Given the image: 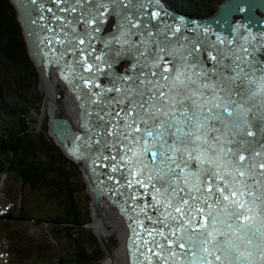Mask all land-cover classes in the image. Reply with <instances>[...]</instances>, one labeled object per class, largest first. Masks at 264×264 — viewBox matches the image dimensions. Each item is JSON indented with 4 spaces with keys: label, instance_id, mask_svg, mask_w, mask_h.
I'll return each instance as SVG.
<instances>
[{
    "label": "snow or ice",
    "instance_id": "1",
    "mask_svg": "<svg viewBox=\"0 0 264 264\" xmlns=\"http://www.w3.org/2000/svg\"><path fill=\"white\" fill-rule=\"evenodd\" d=\"M128 2L131 3V0ZM80 3L81 0H73L71 10L77 11L76 5ZM86 11L91 15L90 10ZM83 15L84 12H81ZM154 15L158 17L159 13ZM125 18L131 28L139 27L127 14ZM95 19L93 16L91 21L86 22L92 23ZM136 35H143L145 40L155 43L158 49L163 48L167 54L174 53L170 45L179 41V38L170 41L167 37L161 41L151 38L150 33L132 32L131 29L123 34L124 37ZM55 39L57 43L67 44L61 55L75 52L74 38L69 37L66 41L59 37ZM145 40H141L140 44L144 45ZM120 42L129 41L121 39ZM78 43L83 45L85 40L79 39ZM131 47L137 45L132 43ZM255 47L240 44L235 48L219 49V59L212 57L216 64L210 71L203 67L193 70V65H199L200 60L196 57L189 63L188 56L192 54L189 52L188 56L179 58L173 55V61L169 62L172 68L165 65L156 72L152 69L159 67L162 57L159 52L154 53L151 60L145 58L144 66L149 69L147 80L143 73H138L135 79L129 78L132 82L123 90L115 89L120 93L118 97L100 101L101 111H104L105 105L109 108L113 104L127 105L115 113L118 123L114 125V132L106 134L114 136L113 146L124 145L123 153L118 154L132 176L127 181L128 186L131 187L135 180V183L153 190L152 206L160 212V216L155 220L152 217L148 219L153 224L160 223L168 234L161 228H146V234L151 239H145L143 243L151 245L147 251L164 259L165 264L169 257L175 264H181L180 258L189 253L191 255L183 264H194L196 260L201 264H213V259L209 257L223 264L222 254L223 259L232 264L233 243L217 239L226 235L218 225L226 226L233 233L247 235L251 225H247L249 217L246 213L252 212L253 208L246 205H255L257 199L264 197V193L257 195L252 191V185L248 183V179H254L256 169L264 176V159H261L264 150L244 148L245 144H250L245 137L253 135L246 128L249 101L264 96V63L255 61L254 57L249 59ZM137 50L144 55L146 49L138 47ZM86 51L80 49L79 63L86 65L85 71L93 72L94 65L89 62L88 56L83 55ZM96 59L103 60V57ZM225 60L229 62L225 64ZM95 70L99 71L98 65ZM85 84L92 87L89 79H85ZM260 106L264 107V101ZM120 112H123V118H120ZM97 117L104 119L100 112H97ZM111 121L110 116L109 123ZM236 136L240 139L236 140ZM128 141L138 145L142 151H135ZM144 154L151 157L148 163L143 159ZM112 159L116 160V156ZM193 161L197 163L198 171L190 169ZM149 167L151 171L147 172L146 180L136 177V172L144 177L145 169ZM112 170L117 169L114 167ZM255 183L259 185L260 181ZM237 196L239 199H236ZM214 197L217 205L223 202L220 209L223 218L220 213L212 211L210 201ZM245 197L252 199L249 201ZM173 237L177 239L173 240ZM159 248L169 249V256L160 257L156 251ZM176 248L183 251L177 252Z\"/></svg>",
    "mask_w": 264,
    "mask_h": 264
},
{
    "label": "trees",
    "instance_id": "2",
    "mask_svg": "<svg viewBox=\"0 0 264 264\" xmlns=\"http://www.w3.org/2000/svg\"><path fill=\"white\" fill-rule=\"evenodd\" d=\"M209 5L210 0H173L172 8L180 7L181 13L191 12L200 16ZM14 7L12 0H0V49L18 68L22 80L25 81L30 75L28 60H33L29 55L25 36L19 27L17 10ZM12 13L14 17L11 16ZM18 95V99L8 105L5 111L7 121H11L12 126H6L0 134V174L9 170L11 174L18 177L25 188L36 193L39 190H45L47 193L45 199L51 203L54 200L57 201L64 209V213L57 217L60 223L51 230L52 239L59 243L64 242V254L59 264H102L101 242L90 236L92 232L89 229L92 228L86 223L89 215L86 214V216L81 211L79 198L72 188L75 185L74 180L67 173L66 164H62L59 160H52L56 156L50 145L53 139L47 135L36 136L31 132L33 126L27 125L26 111L21 109L29 98L22 94ZM30 137H34L35 140H31ZM35 149L40 152L41 157L35 154ZM29 151H32L34 156H27ZM43 154L46 155L45 158ZM16 167L22 170L21 175L16 173ZM43 169L47 172L48 180L60 190L59 192L52 190L49 186L44 188L41 184L45 175ZM52 173L60 174L63 178L60 186L55 185L57 180ZM87 225H90L89 229Z\"/></svg>",
    "mask_w": 264,
    "mask_h": 264
},
{
    "label": "rangeland",
    "instance_id": "3",
    "mask_svg": "<svg viewBox=\"0 0 264 264\" xmlns=\"http://www.w3.org/2000/svg\"><path fill=\"white\" fill-rule=\"evenodd\" d=\"M169 7L176 12L178 7L176 9L172 8L173 0H164ZM226 0H210V5L208 9L204 10L202 12V15L198 16L197 14H193L191 12L188 13H181L186 16H193L194 18H201L206 15H211L215 13L219 8L221 2ZM15 8V7H14ZM16 11V10H15ZM16 13V12H15ZM17 15V14H16ZM14 17L13 13L11 15ZM16 27H18L16 25ZM20 27V26H19ZM24 35V34H23ZM27 46V45H26ZM5 54L2 53L0 49V107H2L3 110L0 112V134L6 128V126L11 127L12 123L11 121H7V115H6V109L8 108V105H11L15 100L18 99V94H22L23 96H27L29 98V101L26 102L21 106L22 110L26 111V117H27V125L33 126V129L31 132L36 134V136H49V138L53 139L52 131H51V125H52V114L49 112V108H47L48 104V96L49 92L52 90L50 88H45L43 86V74L41 72V69L37 64L31 60H28L27 66L29 68V77H27V80L23 81L20 72L18 68L9 61L8 57L6 58L4 56ZM30 55V54H29ZM58 89L62 93L64 100L66 101V98L68 96V92L66 90V87L63 84H60L58 82ZM49 90V92H47ZM70 97V96H69ZM31 140H35L34 137H30ZM54 140V141H53ZM50 142L51 148L55 151L56 156H54V159L52 160H59L62 164H66V170L67 173L72 177L74 180L75 185L72 186V188L76 191L77 197L79 198V206L82 208L81 211L84 215L88 214L89 218L88 221H86L87 224L91 225L92 229H89L90 225H87V228L92 232V237L97 238L101 242V256L103 258L102 264H120L122 261V257L119 255L120 249L123 245H126L122 242V239L120 237V234L118 231H113V227H110L109 230L111 232L109 233H103L98 232L95 227V219H94V193H91L89 191V185L85 179V171L84 167L81 164H76L73 162V160L68 157L63 150L62 146L58 144V142L53 139ZM36 145V144H35ZM30 153L26 154L29 157L34 156L32 151H29ZM39 151L35 149V154L39 157ZM43 157L45 158L46 155L43 154ZM42 168V164H41ZM44 170V169H43ZM7 171V170H6ZM15 171L17 174L21 175L22 170L18 167L15 168ZM45 171L44 178L41 180V184L44 186V188H51L55 191H60L57 187L53 186L51 182L48 180L47 172ZM2 176H0V186L3 185H11L13 188L18 189V192H24V185L18 180V177L11 174L9 170L7 172L1 173ZM57 182H55L56 186H60V182L62 183L63 178L60 177V174L52 173ZM22 180V179H21ZM23 181V180H22ZM49 186V187H48ZM29 188V187H28ZM35 192V191H34ZM36 193V192H35ZM20 194V193H19ZM39 197L41 209H38V214L36 215V218L34 219L36 223H32V219H28L26 217L23 218H11L14 221V226L18 227L19 225L25 224V226L22 227V231L26 232L31 236L33 239H40L44 241L51 242L56 248V252L52 254H48L49 258L53 261V263L58 264L56 260L62 257L64 254L63 250V243L56 242L54 239H52L51 230L53 227L56 226L57 223H60L59 220H57V216L60 217L64 213V209L59 206V203L54 200V202L47 201L45 199V195H47L45 190H39L37 191V194H35ZM65 197H67V194H64ZM20 194L18 196V200L25 204L26 201L33 200V196L30 195V199H26ZM96 196V195H95ZM62 203V202H61ZM99 214V213H98ZM87 216V215H86ZM24 238V236H22ZM30 240V238H29ZM50 243V245H51ZM25 251L23 255L27 259H31V261H37V255L32 251L31 246H28L30 244H25ZM40 245V244H39ZM127 254V253H126ZM18 264H20L18 262ZM44 264V263H41Z\"/></svg>",
    "mask_w": 264,
    "mask_h": 264
},
{
    "label": "water",
    "instance_id": "4",
    "mask_svg": "<svg viewBox=\"0 0 264 264\" xmlns=\"http://www.w3.org/2000/svg\"><path fill=\"white\" fill-rule=\"evenodd\" d=\"M228 4V8L225 9V4L223 5L217 19L214 21H210L207 23H203L204 25L210 24L214 26L215 30L220 31L216 35V40H213L209 42L206 45H209L210 48L207 49L205 47V51H211L215 56L218 55L217 48L221 46L220 43L221 40L225 42V40L228 38V41L232 38L231 41L228 42V46L231 47H238L240 44L245 45H255V51L252 52V56L249 57L250 60L255 58V61H259L261 63H264V54L261 52L260 48H264V0H229L226 2ZM258 10H263V15L259 14ZM223 21L227 22L223 24L225 26V29L223 26H221V23H215L211 24L213 22L217 21ZM236 20V21H235ZM221 30H225L227 34H223ZM236 30L239 32V34L236 35ZM208 36H211L212 34H207ZM197 43V42H196ZM263 43V45H261ZM214 44V46H212ZM251 51V47L249 49ZM200 64L196 67H205L210 64L208 55L204 54L202 57H199ZM226 64L229 62L228 60H225ZM194 66V65H193ZM196 68L193 67V70ZM261 101H259L257 98L253 101H249L248 107L250 108V111L247 115V130H250L253 135L247 136L245 139L250 142V144H245L244 148H249L253 151H259L264 150V107H261ZM93 119H89L91 121V124H93ZM95 124V123H94ZM52 134L55 136L57 141L59 143H63L65 145H68V141L71 142H78L80 139H77L78 132H74L72 125L67 120H57L54 119L52 121L51 125ZM236 140H239L240 137L236 136ZM232 147H235V145H232ZM245 155L247 156V152H245ZM90 157L92 159L97 158L101 159L100 156L95 155L93 152L90 154ZM144 161L146 162L147 159H151L150 155L145 154V157H143ZM261 159H264V157H261ZM111 160V159H110ZM112 161V160H111ZM101 162V161H100ZM135 167V166H134ZM151 167H149L146 170H150ZM190 169L192 171H198V166L195 161H193L190 164ZM260 170L256 169L254 172V179H248V183L252 185V191L257 192V195H260L261 193H264V176L260 175ZM115 174H113L112 180H116L114 178ZM89 180V191L94 192L97 194L100 198L101 196L98 194V189H95L93 185H91L90 178L87 177ZM260 181L259 185H256L255 181ZM126 190V189H125ZM215 191V189H214ZM137 194L145 198V195L141 193V190L137 191ZM218 195V193H217ZM215 199V197L213 198ZM236 199H239L237 196ZM245 199L251 201V197H245ZM212 208V211L215 213H220L221 218H223V213L220 211L221 205H217L215 202ZM247 207H252L253 211L246 213L247 216L254 219V227H258L261 230L260 236L257 238L256 236H251L253 246L251 248H245L243 250H240L236 253L232 252V262L236 263V260H240V263L238 264H257L254 260L264 261V197L261 199H257L255 205H252L249 203L246 205ZM205 209H207V206H204ZM218 227L222 228V230L226 233L228 230L226 226L224 225H218ZM179 235V234H178ZM225 235L218 236L217 239L224 240ZM173 240H176V237L172 238ZM165 241H161V243H164ZM163 249V248H161ZM167 254L169 255V249L165 250ZM183 251V250H181ZM179 251V252H181ZM191 253H189L188 256H184L185 258H189ZM252 256V259L250 257ZM209 259H213V264L215 262H221V261H215L214 258L209 257ZM222 261H227L223 259L222 254ZM194 264H201L199 260H196Z\"/></svg>",
    "mask_w": 264,
    "mask_h": 264
},
{
    "label": "bare ground",
    "instance_id": "5",
    "mask_svg": "<svg viewBox=\"0 0 264 264\" xmlns=\"http://www.w3.org/2000/svg\"><path fill=\"white\" fill-rule=\"evenodd\" d=\"M227 8H228V4L225 3V9ZM180 9L182 10V8H179L177 9L178 11L174 13L175 16L179 17ZM78 16H80V14ZM118 21H120V23H128V21H125V20L123 21L122 19H119ZM215 23H221V21L219 20L218 22H213L211 24H215ZM225 23L227 22L223 21L221 24H225ZM167 25L169 29L166 31V33L171 34L170 30L172 29V27H174V23L168 22ZM207 29L209 28H202V33L207 32L208 31ZM144 32H145V29H144ZM180 35H184V32L181 31ZM193 40H198V39L195 38ZM210 41L211 40L199 41L197 43H194V45H192L191 47L180 46L181 48H183V50L180 48H177V49L183 52H181L180 54H177L176 51H174L175 52L174 55H178L177 58H179V56H181L184 52H188L189 50H192L193 47H195V49H202L206 47L204 46V44H207ZM152 45H155V43H151L149 47H151ZM99 49L102 50V47L99 46ZM86 56H88L89 62H90L93 58H95L96 55L87 54ZM39 61L40 62L38 63V66L40 67L41 72L43 74V86H45V88L48 87L52 90L51 92H49V90L47 91L49 92L47 108L50 107L49 112L52 114V121L54 119L67 120L72 125L73 129H77L81 123V119H80L81 109L79 105L78 94L76 92L71 91L66 86V84L60 81V77L58 74V66L52 65L51 69L49 71H46L44 68V60L40 58ZM197 66L198 65H194L193 67L196 68ZM163 67H165V64H163V66H160L159 69H162ZM168 68H171V66H169ZM206 68H210V65L208 64ZM58 82L60 84H63L66 87L67 92L69 93L66 98V101L64 100L62 93L58 89ZM53 137L55 138L54 135ZM58 144L62 146L64 150L68 148V146L63 143L58 142ZM136 151H142V149L138 146ZM66 155L70 157L74 162H77L76 159H74L67 153ZM105 157H108V156H103L102 162L98 166H96V161H91V165L95 167V172H96L95 182L91 183V185H93L95 189L102 188V189L112 191L115 188V183L112 180V173L114 172L112 169L115 167L117 170H124L125 165L124 163L119 162V161H111L109 158L105 159ZM84 170L86 171V169ZM126 191L130 195L136 196L137 198H141L139 195H137L138 190H135L133 188V184L131 187L127 186ZM91 193H94V192L91 191ZM95 195H94V206H95L94 207V219H95L94 224H95L97 231L103 232V233H109L111 232L109 228L113 227L114 229L113 231L119 232L122 242L125 244L126 239L128 237V228L125 223L124 216L121 215L122 210L118 209L114 204H111L110 202H108L105 198H100L97 194ZM141 240L142 239H139V242H141ZM139 245L141 246L142 250L146 251L147 256L152 259V262L154 264H165L164 259L159 258L155 253L148 252L147 251L148 247L142 246L141 243H139ZM157 252L160 254V257H164V254L160 253L159 251ZM126 253H127L126 245H123L119 252V255L122 257V261L120 262V264H128V255ZM167 264H170V263L167 262ZM214 264H221V262H215ZM223 264H228V261H223ZM232 264H238V263L232 262Z\"/></svg>",
    "mask_w": 264,
    "mask_h": 264
}]
</instances>
